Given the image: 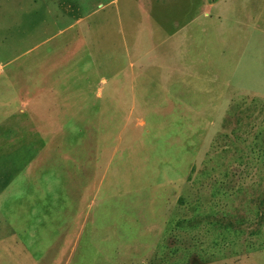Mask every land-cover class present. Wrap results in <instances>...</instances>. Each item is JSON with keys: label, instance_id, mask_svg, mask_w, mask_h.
I'll use <instances>...</instances> for the list:
<instances>
[{"label": "rangeland", "instance_id": "1", "mask_svg": "<svg viewBox=\"0 0 264 264\" xmlns=\"http://www.w3.org/2000/svg\"><path fill=\"white\" fill-rule=\"evenodd\" d=\"M5 1L0 0V54L20 56L0 68V165L13 162L7 152L31 149L32 158L15 162L23 166L32 159L35 168L23 185L9 184L16 172L10 179L9 172L1 173L0 264H149L162 248L175 264L198 239L210 246L208 220L239 226L236 220L247 217V200L264 190L249 179L247 188V162L240 163L241 156L247 161V137L251 141L259 134L264 147L263 75L231 80L228 68L224 76L230 86L220 78L210 96L191 93L173 105L170 97L183 93L152 85L138 93L137 103L131 97L121 102L112 88L121 79L118 61L108 59L98 70L107 82L98 85L100 76L91 77V116L60 125L62 140L45 141L38 138V124L26 123L10 86L12 70L22 69L27 58L30 29L22 0ZM48 7L59 16L42 35L46 41L38 53L55 46L62 37L59 27L78 16L91 23V0H59ZM86 47L80 50L81 70L91 63V45ZM24 133L32 139H21ZM46 142L52 151L39 157ZM260 167L264 175V163ZM256 170L251 180L260 179ZM181 219L188 222L177 228ZM242 226L246 232L232 237L241 238L238 245L210 249L215 255L210 264H264V250L247 252V221ZM209 234L211 241L222 230ZM176 248L180 253L174 256Z\"/></svg>", "mask_w": 264, "mask_h": 264}, {"label": "crops", "instance_id": "2", "mask_svg": "<svg viewBox=\"0 0 264 264\" xmlns=\"http://www.w3.org/2000/svg\"><path fill=\"white\" fill-rule=\"evenodd\" d=\"M49 3L57 7L59 0H22L30 48L22 69L12 70L9 79L26 123L38 124V138L45 141L62 140L60 125L83 123L91 116V77L100 76L98 85L107 82L98 70L106 68L108 59L118 61L116 75L121 79L112 88L121 102L131 97L137 103L139 92L156 85L163 92L184 94L170 97L174 105L191 93L212 95L211 85L220 78L229 87L235 75L264 77V0H91V23L78 16L59 27L62 37L55 46L38 53L46 41L42 35L59 16ZM89 45L91 63L81 70L80 50ZM19 56L0 54V68ZM228 68L231 80L224 76ZM21 139L32 138L24 133ZM47 145L36 155L48 156L52 150ZM30 150L7 152L13 162L0 165V189L5 185L1 173L9 172V179L17 173L9 184L29 181L32 159L23 166L15 161L32 158Z\"/></svg>", "mask_w": 264, "mask_h": 264}, {"label": "trees", "instance_id": "3", "mask_svg": "<svg viewBox=\"0 0 264 264\" xmlns=\"http://www.w3.org/2000/svg\"><path fill=\"white\" fill-rule=\"evenodd\" d=\"M244 162H247V188L249 185L248 182L252 181L253 183L250 185L257 186L261 189L264 186L262 183L264 175L262 174L260 164L264 163V147L260 143L259 134H256L251 141L247 137V161H245L244 156H241L240 159L241 164ZM254 168L258 169L255 172V174L260 178L258 181L251 180L250 177L253 174L252 172ZM189 179H192V175L189 176ZM192 221H196V216L189 219V222ZM246 221L247 252L264 250V190L258 197L247 200V217L242 216L236 220L237 224H239L237 228L231 221L224 222V220L220 219L215 221L208 220L205 224L208 228L206 236L209 242L208 245L210 246H205V243L203 244L204 240L198 239L200 242H195L190 249L185 250L183 255L180 257V259L182 258L181 261L178 263L176 262L175 264H210L215 256L210 252V249L218 246L221 250H223L224 248H229V246L233 245V243L238 245V241L241 238L236 241L235 239H232V237L234 234L240 237L246 232L242 226ZM185 222H188V220H178L176 222V227L182 228ZM200 222H202L201 224H204L205 221L200 220ZM215 228L221 229L222 235L213 238L210 241L211 234L209 233H211V230ZM178 251V248L174 249L172 255H178L180 253ZM234 253L237 254L239 251H234ZM161 254H164V264H174L170 261L168 262L170 256L168 253L165 254L163 248L159 249L155 256L149 260V264H159L158 258Z\"/></svg>", "mask_w": 264, "mask_h": 264}]
</instances>
